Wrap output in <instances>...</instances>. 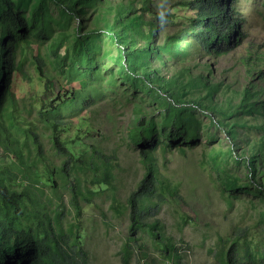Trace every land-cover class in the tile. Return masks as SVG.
<instances>
[{
  "label": "trees",
  "instance_id": "1",
  "mask_svg": "<svg viewBox=\"0 0 264 264\" xmlns=\"http://www.w3.org/2000/svg\"><path fill=\"white\" fill-rule=\"evenodd\" d=\"M236 2L0 0V264L90 263L80 216L83 203L93 200L83 188L105 193L115 176L110 157L93 142L98 131L83 136L82 127L84 114L104 99L135 102L132 111L140 115L135 129L124 133L143 168L126 198V212L130 237L136 240V233L149 230L150 245L158 247L162 258L152 257L150 264H187L179 247L161 237L160 218L151 219L163 204L184 200L153 160L156 149L205 146V163L224 193L264 198V44L249 40L246 17ZM49 3L56 14L46 8ZM262 6L264 13V0ZM27 40L42 47V54L29 49ZM241 45L250 48L237 52ZM228 53L238 57L218 74L214 59ZM32 66L42 82L34 95L37 102L27 101L25 109L43 123V131L23 130L30 151L7 161L13 150L1 109L5 100L14 105L19 81L34 82ZM117 90L121 96H115ZM249 132L258 139L251 141ZM70 133L65 140L62 135ZM217 135H224L226 147ZM75 144L88 149L76 153ZM55 157L61 159L59 165L53 163ZM232 164L245 165V179ZM37 166L51 174L59 169L64 188L50 179L44 185L53 196L39 190L31 175ZM3 176L26 181L20 189L11 188ZM66 206L76 220L72 237L56 223L58 210ZM261 216L264 222V211ZM19 218L28 220L23 228L16 226ZM218 244L220 264H264V246L260 249L246 230L219 237ZM120 260L129 264L127 256L121 254Z\"/></svg>",
  "mask_w": 264,
  "mask_h": 264
},
{
  "label": "rangeland",
  "instance_id": "2",
  "mask_svg": "<svg viewBox=\"0 0 264 264\" xmlns=\"http://www.w3.org/2000/svg\"><path fill=\"white\" fill-rule=\"evenodd\" d=\"M263 0H239L236 6L242 9L248 26L246 31L250 33L249 40L256 44H264V13ZM56 14V6L49 3L46 7ZM182 13V11H178ZM57 18V17H56ZM179 22V20H177ZM248 40V41H249ZM29 49L41 52L42 47H37L36 42L26 41ZM250 48L248 45H241L237 52H243ZM30 56V50L29 55ZM233 57L237 54L228 53L224 56H217L213 66L219 71L223 67H231L234 62ZM28 60V59H27ZM27 60L23 59V62ZM31 76L34 82H21L16 85V98L12 101L3 102L2 113L7 115L5 119L7 127L10 128V146L13 153L7 161H14L30 151L24 146L25 135L23 130L32 127L39 133L43 131L41 121L31 117L25 109V104L31 102L35 104L37 99L34 95L39 90L40 79L36 66L30 67ZM78 84V83H77ZM114 93V92H113ZM128 91V94H132ZM118 90L115 96H121ZM135 102L128 105L120 104L119 101L104 99L101 104H97L96 109L84 114L82 135L87 136L92 131H98L93 142L103 149L110 161L113 163L115 180L111 187L105 186V193L97 189L86 190V195L93 200V203H83L80 216L82 243L88 251L89 264H120V255L128 257L129 264H140L150 260L152 257L159 258L158 247L150 245L152 238L150 231L147 233H136L138 238L133 240L128 233L129 218L126 212V198L130 190L135 186L138 179L142 176L141 157L138 151L128 143V133L135 129L137 118L140 116L132 111ZM144 112L147 109L144 108ZM91 110V109H90ZM138 116V117H137ZM46 117V116H45ZM137 117V118H136ZM77 124V120H75ZM70 134L62 135L65 140ZM218 139L226 147L224 135H217ZM247 137L251 141L258 139L256 132H249ZM44 142L47 140V132L42 134ZM202 140L199 139L201 144ZM48 146L51 144L46 141ZM129 148H128V145ZM217 147H220L217 145ZM88 147L73 145V151L83 153ZM203 150L205 146H196L192 149L188 147L185 151L170 149L163 151L156 149L152 153L153 160L158 163L159 170L172 179L174 185L179 189L184 200L180 204L165 203L160 212L154 213L151 219L160 218L161 226L158 231L161 237H169L175 246L179 247L184 254L183 260L187 264H220L217 256L218 239L228 235H239L244 230L248 235L255 239L260 245L264 246V222L261 212L264 211V198L253 193L244 192H223L222 185L217 180L213 170L205 163ZM90 154V153H89ZM55 165L61 163V159H53ZM232 170L246 178L245 165L232 164ZM32 177L38 189L45 190L46 195L52 197L49 189L44 185L50 179L57 182L60 188L66 185L65 175L56 169L54 173H48L42 166L32 168ZM11 188H21L26 180L13 179L10 176H3ZM261 181L264 183V179ZM110 190L107 193V190ZM102 193V194H101ZM66 202V196L62 199ZM54 202L56 200H53ZM57 202V201H56ZM56 204V203H54ZM121 210V212H120ZM59 217L56 218L57 226L64 229L72 237L76 232V220L69 207H61L58 210ZM26 218H19L16 222L18 228H23L27 224ZM153 225V224H152ZM159 243V242H156ZM142 251L145 256H142ZM162 257L159 259L161 260ZM147 263H152L150 260ZM154 264H169L165 260L155 261Z\"/></svg>",
  "mask_w": 264,
  "mask_h": 264
}]
</instances>
